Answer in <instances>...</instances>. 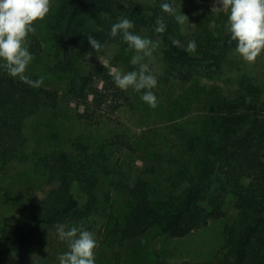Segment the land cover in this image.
Masks as SVG:
<instances>
[{"label": "trees", "instance_id": "16d2710c", "mask_svg": "<svg viewBox=\"0 0 264 264\" xmlns=\"http://www.w3.org/2000/svg\"><path fill=\"white\" fill-rule=\"evenodd\" d=\"M162 2L59 0L47 24L52 46L47 71L68 74L65 102L85 125L113 123L129 104L127 92L115 86L107 64L86 63L88 55L102 54L112 44L128 46L121 37L109 35L118 18L132 20L135 27L131 31L136 34L158 38L168 83L214 75L235 49L225 27L227 19L221 21L218 32L203 37L195 31L184 33L173 16L161 11ZM83 14L92 27L82 25ZM160 17L167 26L162 34L155 32ZM89 34L103 44L100 51L91 48ZM27 38L30 51L37 53L40 45L35 33ZM190 40L196 42L195 52L186 50ZM259 93L256 106L242 116V128L211 141L189 167L177 163L178 156H168V167L161 161H149L130 182L125 163L113 161L112 156L119 147L131 151L133 147L123 133L115 132L96 142L72 140L66 148L47 151L41 167L44 183L53 186L43 195L31 192L26 196L10 229L0 225V264H58V255L68 251V246L58 239L56 226L82 225L90 230L94 218L101 216H107V221L95 231L97 247L117 264L126 241L150 228H157L161 237L189 235L208 221L223 218L229 199L235 218L223 225L221 247L208 260L175 264H264V83ZM59 98L56 89L31 87L0 70V189L7 166L22 157L25 121L40 110L55 109ZM198 144V139L191 138L187 152L195 151ZM100 176L111 177L110 185L129 201L120 217L110 210L112 188L104 191ZM154 264H167L159 251Z\"/></svg>", "mask_w": 264, "mask_h": 264}, {"label": "rangeland", "instance_id": "374dc122", "mask_svg": "<svg viewBox=\"0 0 264 264\" xmlns=\"http://www.w3.org/2000/svg\"><path fill=\"white\" fill-rule=\"evenodd\" d=\"M58 2L51 0L47 16L34 22L40 48L37 53L29 49L33 60L26 74L35 80L42 78L41 86L56 89L59 104L55 109L40 110L25 121L26 142L22 157L11 162L2 175L0 225L8 229L12 227L13 216L18 213L19 205L26 196L31 192L43 195L53 186L44 183L45 175L41 167V157L47 151L66 148L72 140L96 142L101 136L115 132L123 133L133 147V151L119 147L112 156L113 161L125 163L123 168L130 171V182L139 174L141 167H147L149 161L153 164L161 161L163 167H168L165 161L168 156H178L177 163L189 167L208 150L211 141L223 133L242 128V116L247 109L256 106L260 99V86L264 83V51L255 62L248 63L234 49L226 55L214 75L197 76L188 82L168 83L164 78L165 66L160 59L158 38L142 33L140 36L151 39L155 46L152 55L146 57L144 62L157 77L158 84L153 89L157 96V107H149L140 99L141 93L129 89L126 91L129 104L123 106L116 121L87 126L66 105L68 74H51L47 71V66L52 63L47 24ZM215 6H218L217 0H176L177 14L181 12L188 19L180 24L182 32L195 31L201 37L210 31L218 32L221 21L227 19V10L217 14L212 11ZM80 21L88 27L93 25L86 14L82 15ZM213 24L215 27L211 26ZM29 43L30 39L27 38L28 48ZM133 55L134 51L128 46L112 44L102 54L88 55L86 63L103 62L111 72L114 69L129 72L138 68L130 63ZM191 138L198 139L199 144L195 151L189 153ZM110 180L111 177H101V188L104 191L112 188L110 210L114 216L120 217L128 210L129 201L120 191L114 190ZM224 210L226 215L223 218L210 220L181 238L161 237L157 228H150L124 243L117 264H154L156 251L161 253L167 264L210 259L222 245L223 225L234 221L232 200L226 201ZM94 219L93 228L89 231L95 235L97 228L103 223L105 225L107 216ZM94 251L96 264H115L112 260L108 261L106 253L99 247Z\"/></svg>", "mask_w": 264, "mask_h": 264}, {"label": "clouds", "instance_id": "9594fccd", "mask_svg": "<svg viewBox=\"0 0 264 264\" xmlns=\"http://www.w3.org/2000/svg\"><path fill=\"white\" fill-rule=\"evenodd\" d=\"M218 6L212 11L219 14L227 10L226 30L229 42L235 43V53L248 63L256 61L264 51V0H217ZM176 0H163L160 9L163 13L171 15L179 24L188 20L181 12H176ZM51 0H0V70L8 76L19 79L27 85L39 88L43 79H31L27 68L33 60L32 53L27 46V37L35 33L34 22L43 20L50 11ZM155 32L164 33L166 24L160 17L155 22ZM215 27V25H211ZM134 22L127 17L118 18L110 28L112 38L121 37L134 51L130 63L138 66L137 70L122 72L114 69L112 74L116 87L127 91L141 93L140 99L151 108L157 107V96L153 89L157 87V77L149 70L144 62L154 51L153 41L131 31ZM88 42L95 51L104 46L92 34ZM196 42L190 40L186 50L196 51ZM60 241L67 243L68 251L58 255V264H96L95 249L97 239L93 232L82 225L66 229L65 225L56 226Z\"/></svg>", "mask_w": 264, "mask_h": 264}]
</instances>
